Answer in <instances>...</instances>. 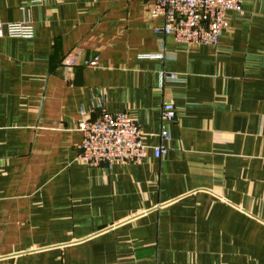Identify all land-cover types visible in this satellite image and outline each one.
Returning <instances> with one entry per match:
<instances>
[{
    "label": "crops",
    "instance_id": "obj_1",
    "mask_svg": "<svg viewBox=\"0 0 264 264\" xmlns=\"http://www.w3.org/2000/svg\"><path fill=\"white\" fill-rule=\"evenodd\" d=\"M227 18L193 45L156 36L142 0H0V264H264V0ZM80 111L168 152L85 165Z\"/></svg>",
    "mask_w": 264,
    "mask_h": 264
},
{
    "label": "built area",
    "instance_id": "obj_2",
    "mask_svg": "<svg viewBox=\"0 0 264 264\" xmlns=\"http://www.w3.org/2000/svg\"><path fill=\"white\" fill-rule=\"evenodd\" d=\"M43 2L46 0H37ZM149 19L161 18L163 23L153 28L159 38L172 36L178 43L193 45H215L221 34L228 29L229 12L240 14L242 0H142ZM11 37L31 38L34 34L29 23L15 22L6 25ZM160 56V55H159ZM161 57V56H160ZM70 64L75 61L68 60ZM87 66H97L95 57L86 61ZM165 81H176L177 75L163 76ZM77 129L81 133L78 161L88 166L105 165L111 168L115 163L137 164L144 160L149 150L154 157L161 158L168 152L160 144L150 147L144 142L145 134L138 123L125 113L102 111L91 119L80 111ZM176 116L171 102L164 101L160 110V131L162 142L169 140V124Z\"/></svg>",
    "mask_w": 264,
    "mask_h": 264
}]
</instances>
